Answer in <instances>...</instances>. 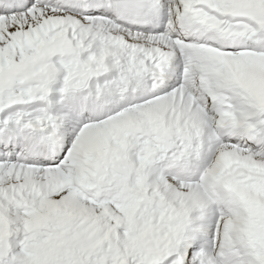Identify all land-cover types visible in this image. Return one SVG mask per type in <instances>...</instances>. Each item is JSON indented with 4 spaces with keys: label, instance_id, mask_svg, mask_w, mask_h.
I'll list each match as a JSON object with an SVG mask.
<instances>
[{
    "label": "snow or ice",
    "instance_id": "6c2138e0",
    "mask_svg": "<svg viewBox=\"0 0 264 264\" xmlns=\"http://www.w3.org/2000/svg\"><path fill=\"white\" fill-rule=\"evenodd\" d=\"M0 264H264V0H0Z\"/></svg>",
    "mask_w": 264,
    "mask_h": 264
}]
</instances>
